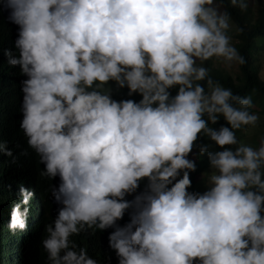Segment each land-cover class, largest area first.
Wrapping results in <instances>:
<instances>
[{"label": "clouds", "instance_id": "clouds-1", "mask_svg": "<svg viewBox=\"0 0 264 264\" xmlns=\"http://www.w3.org/2000/svg\"><path fill=\"white\" fill-rule=\"evenodd\" d=\"M212 5L4 0L19 28V56L5 54L28 77L21 128L43 174L61 181L53 196L62 207L42 242L52 264H96L70 246L85 225L114 227L109 246L119 264H264V146L225 147L237 144L232 129L256 120L251 101L213 86L197 66L214 56L243 63L225 34L228 14ZM205 80L207 94L194 83ZM109 81L142 99L117 102L93 89ZM220 115L231 129L208 127ZM201 132L223 150L200 147L216 173L208 191L189 193L195 163L187 157ZM144 178L148 193L128 201ZM20 195L13 231L27 228L33 193L21 186ZM133 204L130 223L117 226Z\"/></svg>", "mask_w": 264, "mask_h": 264}, {"label": "trees", "instance_id": "trees-1", "mask_svg": "<svg viewBox=\"0 0 264 264\" xmlns=\"http://www.w3.org/2000/svg\"><path fill=\"white\" fill-rule=\"evenodd\" d=\"M241 4L245 7L241 8ZM213 5H218L227 13L229 20L236 27L233 48L243 63L236 59V67L232 71L216 67L212 58L201 61L197 66L206 69L213 86L219 85L229 89L236 97L250 99L247 111L254 115L256 120L232 131L237 143L245 141L246 146L258 150L264 146V81L258 71L260 57L264 54V0H237L235 6L233 0H213ZM9 13L10 10L4 7V0H0V264H52L42 242L47 237V227L53 224L62 207L53 196V191L58 189L61 181L59 176L49 177L43 174L45 164L29 146L28 138L21 128L24 118L22 89L23 82L28 77L19 65H11L9 56L5 54L19 56V50L15 47L19 28L10 21ZM194 83H200L206 94L210 92L206 80ZM93 89L110 95L117 102L134 100L139 103L142 99L139 94L130 95L127 87L121 88L115 81L94 85ZM178 89L179 86L170 89L171 95L175 96ZM232 103L233 107H240L239 104ZM203 118L207 121V114ZM208 127L215 130L221 127L231 129L222 115L215 124L208 121ZM205 145L208 146V152L223 150L205 132L198 134L192 152L187 157L195 163V170L189 172V193L206 192L199 184V177L212 169L208 152H200V147ZM225 147L235 150V145ZM7 152H11V155L6 154ZM261 171L264 172V165ZM182 175L183 172L178 179L182 178ZM148 184V179L144 178L139 182L138 188L125 198L135 201L137 196L147 194ZM21 186L33 195L26 206L29 209L27 228L24 231H13L10 228L11 213L13 207L22 202ZM135 211L133 204L124 217L117 221V226L123 227L130 223L131 215ZM261 214L264 216V212ZM114 230V227L100 229L96 225H85L78 234L70 236V246L74 245L75 251L84 249L96 264H119L115 250L109 246V235Z\"/></svg>", "mask_w": 264, "mask_h": 264}, {"label": "rangeland", "instance_id": "rangeland-1", "mask_svg": "<svg viewBox=\"0 0 264 264\" xmlns=\"http://www.w3.org/2000/svg\"><path fill=\"white\" fill-rule=\"evenodd\" d=\"M212 7L216 8L218 12L224 13L223 10L218 5H212ZM236 27L234 24L229 20V28L226 30L225 34L229 38V44L231 47H233V38L236 36ZM212 60L214 61L216 67H219L221 69H225L227 71H232L236 67V58L233 60H226L224 57H212ZM201 61L197 60V64H199ZM258 71L260 73V76L262 80L264 81V54L260 57L259 63H258ZM240 144L245 145V141H240L235 145L238 147ZM235 151V150H234ZM216 173V170L212 168L209 170L206 174L201 175L199 177V184L202 185V188H205L206 191H208L212 184H211V176ZM263 216V215H262Z\"/></svg>", "mask_w": 264, "mask_h": 264}]
</instances>
